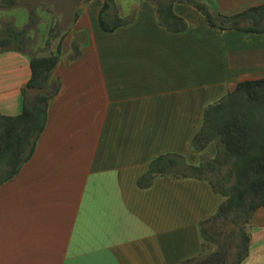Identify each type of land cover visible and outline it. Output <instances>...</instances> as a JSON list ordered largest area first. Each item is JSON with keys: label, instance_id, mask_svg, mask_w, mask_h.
I'll list each match as a JSON object with an SVG mask.
<instances>
[{"label": "crops", "instance_id": "1", "mask_svg": "<svg viewBox=\"0 0 264 264\" xmlns=\"http://www.w3.org/2000/svg\"><path fill=\"white\" fill-rule=\"evenodd\" d=\"M26 1L16 5L37 13ZM205 1L224 15L264 3ZM102 2L76 7L59 42L43 128L29 157L0 183V264H178L197 254L200 222L224 198L206 174L137 180L160 153L191 164L201 152L214 155L213 143L197 152L190 139L208 103L239 81L264 77V32L211 29L182 2L173 11L187 26L168 31L145 0H114L107 20L129 21L104 31ZM4 27L0 38L13 33L21 44L0 46V113L15 115L29 77L28 42L10 21ZM246 227L248 250L238 264H264V208Z\"/></svg>", "mask_w": 264, "mask_h": 264}, {"label": "trees", "instance_id": "2", "mask_svg": "<svg viewBox=\"0 0 264 264\" xmlns=\"http://www.w3.org/2000/svg\"><path fill=\"white\" fill-rule=\"evenodd\" d=\"M20 1L0 0V8L15 6ZM86 1L80 0V3ZM145 1L153 5L157 23L168 31H181L187 26L184 18L173 11V3L182 2L196 8L203 23L211 29L264 32V3L224 15L205 0ZM113 2L103 0L97 13V23L104 31L129 21L116 15L107 20ZM40 4L54 14L50 6ZM76 16L77 8L73 20ZM37 22L36 14L28 13L18 36L24 38L27 30ZM65 31L66 26L58 22L50 23L43 31L45 46L56 39V47L48 52L27 53L29 77L21 89V109L15 115L0 113V183L12 177L29 157L43 128L46 103L56 87L50 95L39 93L33 99H25V88L53 86L51 72L58 62V46ZM7 39L0 38V46L6 45ZM72 41L71 54L76 56L78 48L75 40ZM208 143H213L215 148L212 157L201 152L198 162L191 164L182 154L160 153L147 162L144 173L137 180L139 186H146L158 175L203 177L206 171L217 174L214 179H207L212 189L224 198L213 213L200 222L197 254L178 264H238L247 254L246 225L257 208H264V77L239 81L231 91L204 107L201 125L192 135L189 148L200 152ZM222 168L224 172L220 174Z\"/></svg>", "mask_w": 264, "mask_h": 264}, {"label": "rangeland", "instance_id": "3", "mask_svg": "<svg viewBox=\"0 0 264 264\" xmlns=\"http://www.w3.org/2000/svg\"><path fill=\"white\" fill-rule=\"evenodd\" d=\"M27 5V8H32L34 11H37L36 16L38 17V20L42 21L43 23L46 22V24H48V19H50V23L52 22H58L60 23V17L59 15L56 14H52V13H40L39 11L44 9V5L42 4H32L29 3V1H26L25 3ZM211 6V4H209ZM46 8V7H45ZM78 9V8H77ZM28 19V13L27 10L24 9L22 6H11L8 8H0V36H2L4 33H2L5 29V23L7 21H10L11 24L13 25V29L15 32V29H21L22 25H24L23 23H26ZM39 21V23L37 22L35 25L31 26L27 31V43H25V48L26 50H28L29 52L33 51V52H45V44L43 43V39H44V33H42V31H46V27L47 25L43 26ZM73 24H69L68 26H66V29H69L71 31ZM65 27V26H63ZM69 32V31H68ZM67 32V34H68ZM25 37V36H24ZM69 38V37H68ZM52 39H50L51 41ZM53 41H56V39H54ZM7 44L12 45V46H21V44H18L16 41H14V37H12L11 35L8 36L7 39ZM27 46L29 48H27ZM42 49V50H41ZM44 49V50H43ZM224 172V168L220 169V174H222ZM204 174H206L207 176L211 177L212 179H214L217 174L215 172H209L206 171Z\"/></svg>", "mask_w": 264, "mask_h": 264}, {"label": "water", "instance_id": "4", "mask_svg": "<svg viewBox=\"0 0 264 264\" xmlns=\"http://www.w3.org/2000/svg\"><path fill=\"white\" fill-rule=\"evenodd\" d=\"M31 3H44L49 5L52 11L59 15L60 25L68 26L72 19L73 13L76 7L80 5V0H30ZM39 93L50 95L52 93L51 87H32L28 86L25 88L24 97L25 99H33Z\"/></svg>", "mask_w": 264, "mask_h": 264}]
</instances>
